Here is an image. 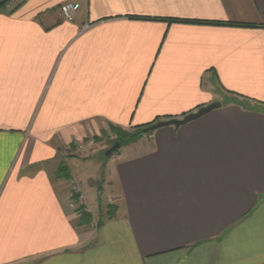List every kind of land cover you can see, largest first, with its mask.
<instances>
[{
    "label": "crops",
    "instance_id": "crops-1",
    "mask_svg": "<svg viewBox=\"0 0 264 264\" xmlns=\"http://www.w3.org/2000/svg\"><path fill=\"white\" fill-rule=\"evenodd\" d=\"M214 102L109 155L116 211L97 226L77 142ZM0 264H264V0L0 9Z\"/></svg>",
    "mask_w": 264,
    "mask_h": 264
},
{
    "label": "rangeland",
    "instance_id": "rangeland-1",
    "mask_svg": "<svg viewBox=\"0 0 264 264\" xmlns=\"http://www.w3.org/2000/svg\"><path fill=\"white\" fill-rule=\"evenodd\" d=\"M19 1H21V0H10L8 5L5 6L6 9L11 10L16 4L19 3ZM0 9H2V8H0ZM129 131H132V130H129ZM92 137L96 138L95 136H92ZM89 138H91V137H89ZM89 138H87L85 140H88ZM115 141H116L115 133L113 131H110L107 134H105V136L102 139L101 138L96 139L95 143L92 144L90 147L86 148L85 150L75 149L76 152H81L82 154L88 155V158H83L81 156L78 157L76 160L77 162H76V164H74L72 169L76 174H78L79 178L83 177V184H85L86 186L89 185V183H88L89 179H90L91 184H93V183L95 184L94 185L95 187L88 190V191H91L90 194L92 193L91 195H88L89 202L91 201V198H92L91 196H93L94 193L98 192L97 191L98 185H100V187L98 186V188L101 189V191L104 193L102 197L97 195V199L94 200V202H93L94 205L91 207L94 210L95 219H96L95 224H97V226L100 225L101 221H104L105 219H110L111 216L115 215L113 213H110L108 210H109V206L115 205L114 203H116V202L114 200H111L112 202L108 203V205H106V203H105V201L108 200V194H109V189H108V186L106 184V179H107V175H108L106 173V171H107L106 164L111 157V156L107 155L106 152L116 143ZM75 150H70L69 148L65 150V147H63L61 149L63 156L64 155L68 156V155L72 154V152ZM113 153H111V154H113ZM63 175H65V174H63ZM66 180H68V183L71 184L69 186V189L72 193V198L74 199V203L76 205V211L78 212L79 207H84L81 203L82 199L80 198V195L78 194V192L80 193L81 191L79 190L77 185H75L74 182L70 178H68ZM99 198H101L100 200L102 202L99 203L100 205L97 207L95 205H97L96 202H98ZM85 210H86V208H85ZM88 212H90V211H88ZM92 217H93V215H92Z\"/></svg>",
    "mask_w": 264,
    "mask_h": 264
},
{
    "label": "trees",
    "instance_id": "trees-1",
    "mask_svg": "<svg viewBox=\"0 0 264 264\" xmlns=\"http://www.w3.org/2000/svg\"><path fill=\"white\" fill-rule=\"evenodd\" d=\"M10 2V0L8 2H6L4 5H2L0 8H4L6 5H8V3ZM150 125H146L145 127H140L136 130H132V131H128V130H124L122 128L119 127H112L111 130L117 134V138L115 142H120L121 145H124L128 142H131L133 140H135L139 135L143 134V133H147L150 131H146L145 129L147 127H149ZM67 167L66 166H62L60 167V172L62 174L65 175H61V177L63 178H70L69 173L66 172ZM110 213L115 214L116 211V207L114 205L109 206V210ZM78 213L80 215V222L81 224H90L92 222V214L90 212H88L87 210H85L84 207H79L78 209ZM113 217V216H111ZM110 217V218H111ZM104 221L100 222V225L103 223Z\"/></svg>",
    "mask_w": 264,
    "mask_h": 264
},
{
    "label": "water",
    "instance_id": "water-1",
    "mask_svg": "<svg viewBox=\"0 0 264 264\" xmlns=\"http://www.w3.org/2000/svg\"><path fill=\"white\" fill-rule=\"evenodd\" d=\"M9 0H0V7L2 5H4L6 2H8ZM222 105L221 102H214L210 105H207L205 107L200 108L198 111L191 113L189 115H186L185 117L181 118V119H169V120H163V121H159L153 125H150L149 127H147L145 130L146 131H153L155 129H158L162 126H167V125H175V126H180L182 124H185L187 122L196 120L202 116H204L205 114L211 112L212 110L220 107ZM121 147V143L120 142H116L107 152V155H110L111 153H113L114 151L118 150Z\"/></svg>",
    "mask_w": 264,
    "mask_h": 264
},
{
    "label": "built area",
    "instance_id": "built-area-1",
    "mask_svg": "<svg viewBox=\"0 0 264 264\" xmlns=\"http://www.w3.org/2000/svg\"><path fill=\"white\" fill-rule=\"evenodd\" d=\"M81 8V4L76 1H66L61 4L60 10L64 16L65 19L69 21H73L76 18V14ZM88 26V25H87ZM117 138V134H115V139ZM96 141V138L91 137L88 140H82L78 141L76 145L77 150H85L86 148L90 147L92 144H94ZM67 148H65L66 150Z\"/></svg>",
    "mask_w": 264,
    "mask_h": 264
}]
</instances>
